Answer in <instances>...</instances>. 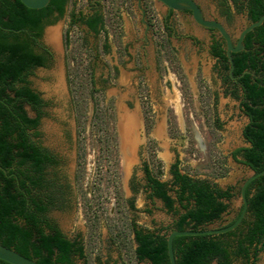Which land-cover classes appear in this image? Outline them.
Wrapping results in <instances>:
<instances>
[{"label": "rangeland", "instance_id": "374dc122", "mask_svg": "<svg viewBox=\"0 0 264 264\" xmlns=\"http://www.w3.org/2000/svg\"><path fill=\"white\" fill-rule=\"evenodd\" d=\"M195 2L202 16L221 23L233 41L247 23L243 13L225 20L217 0ZM145 4L152 21L146 43L145 23L135 0H101L106 32L97 35L69 27L65 42L60 35L66 15L55 19L44 34L49 29L56 31L57 57L52 56L47 67L34 70L28 78L30 87L47 103L41 120L44 144L64 154L68 175L73 164L68 179L74 207L55 213L54 219L66 236H81L86 259L77 260V264H97L94 257H99L101 264H146L134 257L135 245L123 206V198L130 197L128 179L133 173L139 177L140 170L136 156L126 168L118 156L115 119L119 99L127 111L138 116L140 156L146 159L149 154L154 169L162 173L161 180L170 181L168 170L177 163L183 173L233 189L226 212L210 229L229 223L242 203L239 189L249 172L229 154L246 145L242 136L245 116L212 67L208 47L213 33L181 13L185 10H173L169 22L176 34L167 38L161 23L165 8L153 0H145ZM85 7V0H69L66 14ZM104 43L107 49L102 51ZM125 46L128 53L123 51ZM173 58L186 83L178 79L180 72ZM57 74L60 87H56ZM26 110L33 114L28 106ZM141 206L137 198L135 207ZM115 208L117 215L109 217ZM93 216L98 218L94 223L90 222ZM173 219V214L155 201L152 214H139L137 222L156 229L171 225ZM110 235L116 236V245L106 242ZM257 263L264 264V251Z\"/></svg>", "mask_w": 264, "mask_h": 264}, {"label": "trees", "instance_id": "16d2710c", "mask_svg": "<svg viewBox=\"0 0 264 264\" xmlns=\"http://www.w3.org/2000/svg\"><path fill=\"white\" fill-rule=\"evenodd\" d=\"M68 1L49 0L41 9H29L19 0H0V244L37 264H77V260L86 259L82 243L66 238L46 217L56 191L41 172L45 161L51 163L34 141L44 103L28 80L34 70L47 67L51 61V53L40 41L43 28L54 12L59 16L64 13ZM219 9L228 21L234 13L246 12L249 21L255 22L264 15V0H221ZM98 23L103 24L102 17L87 21L96 35ZM212 49L227 73L224 44L215 43ZM231 57L236 79L231 81L226 75L224 80L233 82L229 94L239 100V110L248 119L242 136L249 146L234 149L229 155L257 173L264 169V21L245 35L243 49ZM172 62L183 84L179 64L175 58ZM25 105L37 113L35 118L27 115ZM170 174V182H160L162 173L155 170L150 187L152 195L173 214L171 225L153 232L133 228V252L146 264H169L168 233L173 229H210L234 197L231 187L223 189L194 178L181 172L177 163L171 165ZM245 198L246 215L234 230L174 237L175 264H258L264 251V174L247 185ZM241 209L242 203L229 223L212 229L230 225Z\"/></svg>", "mask_w": 264, "mask_h": 264}, {"label": "flooded vegetation", "instance_id": "af4514ba", "mask_svg": "<svg viewBox=\"0 0 264 264\" xmlns=\"http://www.w3.org/2000/svg\"><path fill=\"white\" fill-rule=\"evenodd\" d=\"M135 1H136V8L138 10H141V19L145 23V33H144L145 40H144V43H146L147 42V34L150 33L151 29H152V24H151L152 21L149 18L150 17L149 16V11H148L147 5L145 4V0H135ZM220 1L221 0H217V6L218 7H219ZM85 2H86V7H85L84 10L83 9H78L77 11H71V12H69L67 14H66V6H67V4H66L65 5V11H64V13L61 16H59L58 13L54 12L52 14L51 18L48 19V22H46V24L44 25L40 41L44 45V47L51 53V60H52V56H53L52 52L43 43L42 38H43V35H44L45 28L48 27V26H51L52 22L55 19H60V18H62V17H64L66 15L67 19H66V22L62 25L61 35H60L61 38L64 37V41L65 42H66V37H67V34H68V28L69 27H75L77 29L83 28L86 33L95 34V32L91 28H89V26L87 24V21L92 20L93 18L95 19V17H98V16L102 17V19H103V24L102 25H99V23L97 24L98 31H99V33L106 32L105 17L103 15V12L101 11V7H100L101 0H85ZM153 2L159 3L162 7L165 8V13H164V15H163V17L161 19L162 31L164 32L165 37H167V38H168V36L174 37L175 34H176L175 33V29H174L173 25L169 22L171 17L173 16V12L174 11L168 9L167 7H165L163 4H161L160 2H158L156 0H153ZM197 6L199 7L198 4H197ZM219 12H220V9H219ZM181 13L182 14H189L191 16L190 12L186 11V10L181 12ZM223 17L225 18V20H227L225 16H223ZM244 17H245L246 22H248L249 19L247 17L246 12L244 13ZM203 18L207 19L204 16H203ZM207 20H214V19H207ZM215 21H217V20H215ZM49 22H51V23H49ZM202 28H204V27H202ZM63 29H64V31H63ZM204 29H206L207 31L213 33L210 36L208 54L210 55V57L214 61L213 62V66H212L213 69L216 71V74L219 77L222 85L224 86V88L226 90V93L228 95H230L229 92L233 89V82H229V81H225L224 80L226 75L230 78L229 69H228L227 73L223 71L221 61L219 60L218 56H214L213 49H212V47H213V45L215 43H223L224 44L225 56H226L225 41L218 34L216 29H207V28H204ZM105 36L107 37L106 33H105ZM185 38L190 40L195 45L199 44L198 40L195 37L191 36V35H186ZM232 41H233V39H232ZM233 43H235V41H233ZM101 49H102V51L106 50L107 49V45L105 43L102 44ZM123 51L128 53V50H127L126 46L123 47ZM229 68H230V66H229ZM230 79H231V81H234V79H232V78H230ZM39 97L42 100V102L44 103V106L41 108V112L42 113H41V115L38 118V124H37L36 129L34 130L37 133V136L34 138V141L36 142V145L40 148L42 156H44V155L47 156V158L50 159V161H51V163L48 162V161H45V163L43 164V169H42L41 172H42V174L44 176V181L46 183L54 184V187L51 188V189L56 191L55 197H54L53 202H52V206L53 207L49 205L50 207H48V210L46 212V217H47V219L50 222H53L56 225V227L58 228V230L62 234H64L61 231V229L59 228L58 224L56 223V221L54 219V215H55V213L62 214L64 212H66V211H70L74 207L73 206L74 205L73 204V200H74L73 189H72V187H71V185L69 183V179H68L69 175L66 172L67 169H65L66 168L65 167L66 160H65L64 154L62 152L57 151L56 149L52 148L51 146H49L47 144H44V142L42 140V133H41L42 121L41 120L45 116V108L47 107V103L40 96V94H39ZM122 101L123 100L119 99V103L120 104H122ZM237 107H238V110H239V100H238ZM24 109L26 110V105L24 106ZM26 112H27V110H26ZM32 112H33L32 115L28 114V112H27V115L29 117H31V118H35L37 116V113L34 112V111H32ZM239 112H241V111L239 110ZM115 122H116L115 123V127H116L115 131H116V135L118 137V145L117 146L119 148L118 156L121 158L122 163L124 164V167L126 168L128 166V161L132 160L134 156H136L138 158V162H139L138 166H139V170H140V176L137 177L134 173L130 176V178L128 179V183H127V186H128L129 192H130V197L123 198V206H124L126 221H127V224L129 226V230H130V233H131V236H132V241H133V243H134V245L136 247V243L134 241V236H133V228L137 229V230H144V232H153L155 230L154 228L150 229L148 226H146L145 223H138L137 222L138 215L142 214L145 217L150 216L152 214L153 210H154L155 201L160 202L164 210H166V208L164 207V204H163V202L160 199L155 198L152 195V189L150 187V185H151V180L150 179H154L155 178L154 177L155 169H154L153 163H150L149 154H148V157L146 159L144 157L140 156V154H141L140 153L141 146L140 147L138 146L139 140H138L137 135H136L137 131H136V134H135V144H134V146L132 148L131 157L128 158L127 161L123 157V151H122V146H121V141H120V136H119V126H118V124H119L118 106H117V115H116ZM239 148H242V147H239ZM235 149H237V148H235ZM134 168H135V166H134ZM168 171H169V175L171 177L170 168H169ZM158 179H159L160 182H167V181L161 180V178H158ZM168 182H170V181H168ZM137 198H140V200L142 201V206L140 208L135 207V200ZM108 215H109V217H113V216L117 215L116 208L113 209L111 212H109ZM97 220H98V218H94V216H93L92 221H90V222L94 223ZM163 227H165V226H163ZM156 229H158V228H156ZM115 237H116L115 235L108 236L107 239H106V242H108L109 245H116ZM66 238H68L70 240H77V241L81 242L82 245L85 247L84 242H83V240H82L80 235H75V236H73L71 238L66 236ZM135 247H134V249H135ZM134 257L136 259L135 254H134ZM94 262L95 263L96 262H100L101 263V260L99 259V257H94Z\"/></svg>", "mask_w": 264, "mask_h": 264}, {"label": "water", "instance_id": "95a60500", "mask_svg": "<svg viewBox=\"0 0 264 264\" xmlns=\"http://www.w3.org/2000/svg\"><path fill=\"white\" fill-rule=\"evenodd\" d=\"M22 5H24L26 8L29 9H41L45 6H47L49 0H19ZM163 4L165 7H167L170 10L175 11H181L186 10L189 11L191 14V17L193 21L204 28L207 29H216L218 34L222 37V39L225 41L226 45V57L228 59L229 63V76L232 79H236L232 76V70H233V62L231 53H236L243 49V39L247 33L252 31L254 28L259 27L263 21H264V15L261 16L257 21L251 22L248 21L243 28L238 32L236 36L235 43L232 41V37L228 34L227 30L224 28L222 24H220L218 21L215 20H207L204 19L200 8L197 6L194 0H156ZM50 27V26H48ZM46 27V28H48ZM45 28V29H46ZM6 30V29H5ZM44 43L50 47V50L53 52V57L56 59L57 57V50L52 45H50L46 40V33L44 34ZM248 122L247 117L245 116V124ZM249 146V144L246 142V145L244 147ZM121 150V149H120ZM244 166V165H243ZM248 170V175L244 178L240 185L239 189V195L240 199L242 201V209L238 215V217L230 224L225 227H222L220 229H206V230H171L168 235L166 236V251L167 256L169 260V264H175V257L173 253V247H172V241L173 238L176 236H199V235H208V234H223L230 232L234 230L243 220V218L246 215L247 210V203L245 198V189L247 185L255 178L262 176L264 174V169L260 172H254L247 166H245ZM73 175V164L71 163L69 165V176L72 178ZM0 261H3L7 264H37V262L31 258H27L13 249L7 248L5 246H2L0 244Z\"/></svg>", "mask_w": 264, "mask_h": 264}, {"label": "bare ground", "instance_id": "6f19581e", "mask_svg": "<svg viewBox=\"0 0 264 264\" xmlns=\"http://www.w3.org/2000/svg\"><path fill=\"white\" fill-rule=\"evenodd\" d=\"M46 40L53 47L57 46L58 40L56 31L54 29H49L46 32ZM57 85L60 87V78L57 74ZM118 118H119V136L123 151V157L127 161L131 157L132 148L135 144V134L137 127L139 126V119L135 112L127 111L122 104L118 106Z\"/></svg>", "mask_w": 264, "mask_h": 264}]
</instances>
